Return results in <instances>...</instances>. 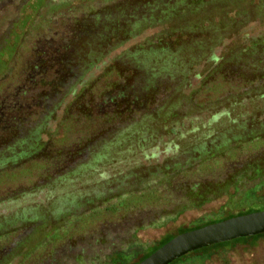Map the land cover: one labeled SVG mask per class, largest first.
<instances>
[{
    "label": "trees",
    "instance_id": "trees-1",
    "mask_svg": "<svg viewBox=\"0 0 264 264\" xmlns=\"http://www.w3.org/2000/svg\"><path fill=\"white\" fill-rule=\"evenodd\" d=\"M199 1L125 0L67 19L61 30L47 23L50 30L44 33H14L12 43L0 35V61L5 52L10 57L7 65L0 63V264H8L27 244L35 228L25 225L43 222L39 211L53 203L57 187L86 175L100 192L112 184L121 190L135 177L142 156L157 157L154 144L175 133L179 120L174 118L181 111L193 109L181 97L192 77L202 75L199 88L212 85L209 90L217 94L203 106L208 113L264 96V0ZM26 5L35 10L40 0L16 4L10 24L23 21L24 26L17 15ZM194 8L198 14L190 18ZM199 91L192 89L188 98ZM224 124L214 136L202 137V158L222 156L241 139L264 138L263 122ZM243 162L213 189L193 183L187 204L236 195L246 208L166 234L148 248L115 252L112 260L119 254L114 262L126 264L139 253L138 261L130 263L138 264L187 231L261 211L253 202L264 186V156ZM169 165L155 166L151 174L166 177ZM42 187L48 189L44 198L27 203ZM17 219L21 225L7 227ZM263 236L260 232L201 246L191 256L205 259L222 247L249 245ZM189 253L166 264L193 261L187 259Z\"/></svg>",
    "mask_w": 264,
    "mask_h": 264
},
{
    "label": "rangeland",
    "instance_id": "rangeland-1",
    "mask_svg": "<svg viewBox=\"0 0 264 264\" xmlns=\"http://www.w3.org/2000/svg\"><path fill=\"white\" fill-rule=\"evenodd\" d=\"M21 1L0 0V35L4 33L9 42L14 41V33L20 36L28 30L44 33L43 30H50L45 28L47 23L52 25L53 30H61L63 27L60 23L67 19L112 7L125 0H40L39 8L31 10L26 5L24 11H18L17 16L24 19V26L20 25L23 21L13 26L10 23L15 17V6ZM195 10L189 14L190 18L198 14ZM2 57L0 63L7 65L10 57L6 52ZM201 79L202 75L192 77L191 86L182 89L181 97H187L193 109L186 112L183 110L179 117L174 118L179 120L174 128L175 133L157 140L153 146L159 152L157 157L142 156L137 162L135 177L128 180L121 190L112 184L100 192L101 188L94 187L95 183L86 175L76 176L72 185L66 183L57 187L52 193L53 203L39 211L38 217L42 216L43 222L29 221L25 225L31 230L35 228V231L30 233L27 244L10 256L8 264H119L114 262L119 254L112 260L115 252L128 253L132 248H148L166 234L175 235L178 230L235 214L246 208V202H238L236 195H221L197 206L187 204L193 183L213 189L221 183L220 180L226 176L229 178L247 157L264 156V138L260 137V142L246 143L245 139H241L234 146L236 149L232 147L227 151L224 148L226 151L222 156L202 158V137L209 133V137L214 136L216 131L219 132L226 125L224 123H242L244 120L264 123V96L248 98L237 103L231 110L221 106L208 113L203 106L207 101H214L217 94L209 90L213 89L212 85L208 89L199 88ZM192 89L200 91L193 95L194 99H189L187 94ZM231 135L234 136L230 133L229 137ZM232 153L234 155L231 156ZM173 156L178 157L167 160ZM190 157L195 158L186 161ZM166 161L170 164L166 177L162 178L163 174L159 173L151 174L155 166L163 165ZM179 161L178 166H172ZM96 179L100 180L99 177ZM47 190L45 187L40 188L26 198L27 203L43 199ZM232 193L230 189L229 194ZM211 195L213 197L215 194ZM102 199L108 200L103 202ZM253 203L258 204L261 210L264 209V186ZM21 224L22 221L17 219L7 227L14 228ZM189 251L187 259L193 261L188 260L190 262L182 264H264V236L249 245L240 242L222 247L205 259L191 256L192 250ZM139 257V253L132 256L126 264L137 262Z\"/></svg>",
    "mask_w": 264,
    "mask_h": 264
},
{
    "label": "water",
    "instance_id": "water-1",
    "mask_svg": "<svg viewBox=\"0 0 264 264\" xmlns=\"http://www.w3.org/2000/svg\"><path fill=\"white\" fill-rule=\"evenodd\" d=\"M260 232H264V210L187 231L170 241L164 250L154 253L138 264H166L190 249Z\"/></svg>",
    "mask_w": 264,
    "mask_h": 264
}]
</instances>
